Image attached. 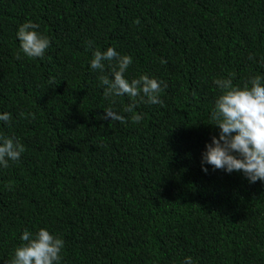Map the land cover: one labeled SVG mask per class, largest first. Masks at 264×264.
<instances>
[{"label":"trees","instance_id":"trees-1","mask_svg":"<svg viewBox=\"0 0 264 264\" xmlns=\"http://www.w3.org/2000/svg\"><path fill=\"white\" fill-rule=\"evenodd\" d=\"M29 20L51 40L43 58L21 51ZM109 47L132 57L129 81L167 84L163 106L104 98L112 68L90 64ZM257 75L264 0H0V134L26 149L0 166V264L42 228L64 240L61 264H264V181L201 163L214 80Z\"/></svg>","mask_w":264,"mask_h":264},{"label":"clouds","instance_id":"clouds-1","mask_svg":"<svg viewBox=\"0 0 264 264\" xmlns=\"http://www.w3.org/2000/svg\"><path fill=\"white\" fill-rule=\"evenodd\" d=\"M134 23L139 24L140 20ZM38 29L39 25L29 20L17 31L21 51L29 58H43L51 46L50 38ZM16 58L19 60L21 56L17 54ZM249 59L254 57L250 56ZM105 61L109 62L114 77H98L104 87L105 99H110L114 104L115 97L126 94L132 100L124 108L126 113H133L138 103L163 106L164 101L160 97L167 87L166 83L147 74L129 81L125 73L133 63L132 57L121 55L114 47H109L103 53L94 51L91 69L103 73ZM214 83L221 95L215 101L210 118L215 122V128L219 129V136H213L211 143L206 145L202 153V170L207 173L204 165H211L213 170H224L228 174L240 172L253 184L264 181V77L253 76L243 87H234L231 79H215ZM104 112L106 115L102 119L127 122L112 107ZM131 119L133 123H139L143 116L134 114ZM0 121L10 124L11 114H0ZM25 151L22 143L0 134V166L9 167V161H19ZM21 240L24 243L15 249L9 264H61V253L65 247L62 238L42 228L35 235L25 229ZM184 264H194V261L187 257Z\"/></svg>","mask_w":264,"mask_h":264}]
</instances>
